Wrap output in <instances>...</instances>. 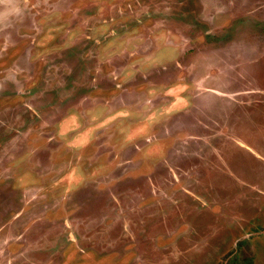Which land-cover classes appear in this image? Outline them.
<instances>
[{
  "label": "rangeland",
  "instance_id": "rangeland-1",
  "mask_svg": "<svg viewBox=\"0 0 264 264\" xmlns=\"http://www.w3.org/2000/svg\"><path fill=\"white\" fill-rule=\"evenodd\" d=\"M0 264H264V0H0Z\"/></svg>",
  "mask_w": 264,
  "mask_h": 264
}]
</instances>
